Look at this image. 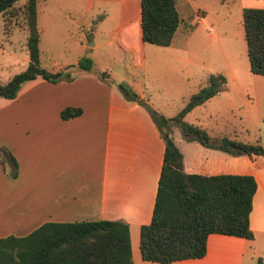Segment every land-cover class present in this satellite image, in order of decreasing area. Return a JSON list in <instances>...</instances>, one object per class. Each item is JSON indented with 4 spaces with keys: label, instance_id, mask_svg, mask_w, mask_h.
<instances>
[{
    "label": "crops",
    "instance_id": "crops-1",
    "mask_svg": "<svg viewBox=\"0 0 264 264\" xmlns=\"http://www.w3.org/2000/svg\"><path fill=\"white\" fill-rule=\"evenodd\" d=\"M174 1L187 37L191 5L189 0ZM248 2V6L264 7V0ZM68 23L79 31L74 44L78 56L100 57L98 49L106 45L110 50L103 53L104 58L143 71L149 54L171 52L154 50L141 39L139 0L36 1L39 36L44 28L56 30ZM91 61L89 69L71 67L69 77L49 81L36 75L24 81L13 97L0 96V185L32 189V199L40 201L46 213L42 221L122 218L128 223L131 244V231L138 232L140 224L150 219L164 143L144 106L147 100L141 87L134 86L138 101L125 97L116 85L124 82L123 76ZM99 72H104L105 79ZM65 106L81 110L61 118L59 111ZM239 155L255 160L254 167L231 172L191 163L189 169L183 168L253 175L256 188L248 215L252 238L211 232L201 257L161 264H251L244 257L260 254L256 235H264V154ZM0 196L4 236L14 233L15 211L20 207L16 201L21 196L9 191H0ZM130 250L135 264L136 247L133 250L130 245Z\"/></svg>",
    "mask_w": 264,
    "mask_h": 264
},
{
    "label": "trees",
    "instance_id": "trees-1",
    "mask_svg": "<svg viewBox=\"0 0 264 264\" xmlns=\"http://www.w3.org/2000/svg\"><path fill=\"white\" fill-rule=\"evenodd\" d=\"M16 1L0 0V14L11 12ZM36 1L23 0L20 9L26 31L27 63L22 70L0 81V96L13 97L24 81L36 75L56 81L69 77L71 67L89 69L91 66L87 57H79L54 71L39 64ZM139 6L141 39L168 45L180 22L175 1L139 0ZM9 17H4V24L9 22ZM241 24L249 71L264 75V7L243 6ZM98 75L105 79L104 72ZM116 85L125 97L140 99L125 82L118 81ZM224 88L221 73H208L205 83L190 93L172 116L165 117L145 105L164 146L150 219L140 224L138 230V250L143 260L167 263L201 257L206 250V236L211 232L252 238L248 215L256 188L253 175L185 171L182 153L170 134V126L176 124L182 137L203 146L232 154H264V146L257 142L209 134L197 124L183 120V115L193 106ZM80 110V107L65 106L59 115L67 118ZM14 174V171L10 173ZM0 264H133L128 223L122 218L46 220L26 234L0 236ZM256 264H261L260 257Z\"/></svg>",
    "mask_w": 264,
    "mask_h": 264
},
{
    "label": "rangeland",
    "instance_id": "rangeland-1",
    "mask_svg": "<svg viewBox=\"0 0 264 264\" xmlns=\"http://www.w3.org/2000/svg\"><path fill=\"white\" fill-rule=\"evenodd\" d=\"M22 2L16 1L11 12L0 14V81L22 70L27 63L26 31L20 10ZM249 3L248 0H189L191 31L187 37L183 36V18L168 45L149 43L148 46L154 50L171 52L157 53L155 56L149 54L143 71L130 67L127 62L117 63L116 59L109 57L105 59L103 53L109 49L106 45L98 49L100 57L78 56L74 44L79 31L73 23L57 26L56 30H42L38 43L39 64L52 70L74 62L79 57L93 60L95 67L104 63L123 76L126 84L131 83L135 92L134 86L139 85L147 100L144 106L151 107L165 117L172 116L183 106L190 93L205 83L208 73H221L225 88L187 111L183 120L197 124L210 134H227L241 141L257 142L264 146V75L249 71L241 24V8ZM179 12L182 13L181 9ZM8 15L9 22L4 24L3 19ZM58 30L65 32L59 34ZM170 134L182 152L185 169H189L191 163H201L209 170L238 172L254 167L256 163L243 155L186 139L176 124L170 126ZM0 191L15 192L21 196L20 201H16L20 206L15 211L18 221L11 234H26L43 222L41 219L46 213L40 206L41 202L32 199V189L5 184L0 185ZM2 202L0 196V204ZM132 231L130 245L133 250L135 247L137 250L134 263L161 264L141 259L137 246L138 232ZM2 233L0 228V236H3ZM256 243L260 254L252 258L247 255L244 257L251 264H256V257L262 258L264 255V235L257 234Z\"/></svg>",
    "mask_w": 264,
    "mask_h": 264
}]
</instances>
